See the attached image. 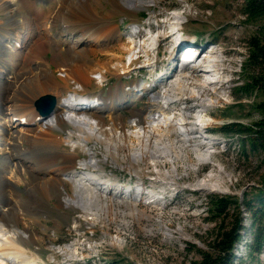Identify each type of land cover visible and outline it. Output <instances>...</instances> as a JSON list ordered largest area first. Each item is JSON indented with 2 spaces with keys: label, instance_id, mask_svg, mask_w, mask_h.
<instances>
[{
  "label": "rangeland",
  "instance_id": "374dc122",
  "mask_svg": "<svg viewBox=\"0 0 264 264\" xmlns=\"http://www.w3.org/2000/svg\"><path fill=\"white\" fill-rule=\"evenodd\" d=\"M7 1L12 3L14 12L11 16L7 11L0 13V36L13 38L19 31V35H23L24 32L22 34L17 26L12 25V21L22 18L31 20L29 35L26 40H22V46L12 48L8 41L7 46L5 45L8 49H3L0 54V64L2 60L8 62L9 80L14 81L13 76L26 68L23 62L25 48L30 47L35 40H46L48 37L53 38L54 41L56 38L64 40L62 30L74 24L57 21L47 32L48 29L45 26L47 16L50 13L54 14L64 0H36L33 7L29 4V0ZM115 1L120 2V0H88V3L97 17L106 18L117 26L112 45H117L114 49L116 52L119 48H125L122 64L131 65L129 73L123 74L126 72H123L125 70L121 68L122 64L113 61L108 64L111 71L106 73L104 83H101L98 74H91L92 83L89 86L81 88L68 80L67 83H61L66 92L58 87L50 91L51 93L48 92V95L51 94L63 104L75 94L84 96L82 98H87L90 102L93 97L99 95L108 99H118L116 103L120 104L122 108L120 112L127 121L124 122V130L131 134L136 129L128 122L132 116L129 109L149 111L147 108L151 97L157 93H164L166 87L177 80V75L196 72L195 69L189 68L183 72H177L174 69L173 49L177 50V48L170 45L172 38L166 37L170 30L179 28L181 24L185 34L184 39L197 35L198 37L193 39H197L199 48L204 49L209 46L210 50L215 49L222 59L221 71L227 76V81L230 78L233 79L224 84L207 87L208 91L201 101L188 95L191 98L188 97L189 99L183 103L175 105L178 109L172 105V109L170 107L167 112L172 117L182 114L190 117V121L184 123L192 132L193 145L197 142L201 151H212L213 155L207 160L190 150V160L180 159L176 163L178 171L172 174L174 166L171 161L163 164L160 172L152 160L134 164L126 158V152L123 151L120 157H114V155L105 157V145L90 141L88 149L91 155L87 156L80 152L79 158L75 160L76 165L80 161L88 162L95 157V161L98 163L100 161L101 168L105 170L106 179L140 186L148 193L142 198L133 194L118 196L111 205L109 213L104 215L106 218L100 219L88 216L74 208L61 207L54 192L45 196L46 199H44L45 197L38 189L30 191L29 188L32 185H28L31 182L28 175H24L26 181L18 182V186L7 176L8 180L15 182L20 197L24 198L30 192L33 196L35 195L33 206L29 207L28 212L21 211L19 216V227L24 232L23 246L25 245L24 248L29 255L40 256L45 261L44 264H192L200 260V252L210 250V243L220 222L212 219L213 198L224 196L238 198L237 204H234L235 206H232L230 210L232 218H235L237 213L243 218L242 221L247 230V232L245 230V236L248 231L250 234L256 231L257 222L254 220V214L246 210L245 201H253L258 193L257 189L264 186V153L243 155L241 138L226 136L219 129L233 122L249 126L261 118L254 107L262 100L260 94L255 92L248 97H241L237 88L243 84L249 70L247 41L259 32L264 36V18L250 19L244 11L246 0H152L153 2L145 7L134 12L126 10L125 13L114 9ZM34 12L40 14V19L37 20ZM135 26L140 28L143 26L145 31L136 37L128 36L129 30ZM73 39H76V36ZM157 46L159 47L154 49ZM48 48L49 52L42 55L50 64L48 68L54 71L57 79L64 78V74L56 69L52 61L54 56L58 59L64 57L65 53L58 55L55 47ZM147 51L150 52L148 57L145 54ZM138 52L141 53L142 58L129 64ZM110 54L96 53L90 55V59L93 63H106ZM42 56L39 57L42 58ZM147 59L149 63H154L153 68H157L160 74L158 75L160 78L157 76L155 81L161 82L159 79L168 80L170 76H174L170 83L153 85L149 91L145 89L151 84L149 76L152 74L143 68ZM116 68L119 69L118 72L115 71ZM196 75L202 83L208 77L200 72ZM138 88L142 92L137 97V92L140 91ZM135 89L138 90L134 92ZM118 92L121 93L118 94ZM131 94L136 97H131ZM4 111L7 113V108H4ZM203 115L206 116L203 117ZM200 118L204 119V122H200ZM2 122L6 123V120L2 118ZM26 123L23 124L26 126ZM175 124L178 123H174V131L170 134L171 139L179 141L186 139L184 132L179 130L181 127ZM201 124L206 126L207 133L213 134L210 135L212 139L208 143L200 138ZM70 131L71 126L66 123L61 129L55 128L50 132L60 143L61 151L70 150L65 141ZM215 137L220 138L216 140L217 144L213 143ZM131 143H134L136 147L138 145L134 137ZM44 146L32 149L27 142L20 143L22 150L32 149L36 156L50 153V147L47 151L48 149L46 150ZM12 147L13 144L6 136L0 138V170L4 175L13 164V154L16 151H13ZM59 159L58 161L61 162L62 158ZM93 171L96 170L93 169ZM94 173L100 175L98 171ZM172 175L174 181L171 180ZM211 177L214 179L212 180ZM205 180L208 184L207 189L198 190ZM169 182H173L177 188ZM176 192L181 194L175 195ZM120 198H123L125 202H119ZM12 199H10L11 202L17 206L16 201ZM63 246L73 248L75 255L63 257L58 252L56 254V248ZM239 255L242 257L238 258L237 264H264V256L251 253V249L247 254L241 252Z\"/></svg>",
  "mask_w": 264,
  "mask_h": 264
},
{
  "label": "bare ground",
  "instance_id": "6f19581e",
  "mask_svg": "<svg viewBox=\"0 0 264 264\" xmlns=\"http://www.w3.org/2000/svg\"><path fill=\"white\" fill-rule=\"evenodd\" d=\"M152 2V0H120V2L115 1L113 7L120 13H125L126 10L134 12V10L145 7V5ZM35 3L36 1L29 0L31 6L35 5ZM90 3L92 2L90 1ZM90 3H88V0H64L54 14L50 13L48 16L46 15V23L43 22L48 29H46L47 32L50 26L57 21L64 22V24H74L75 26L65 27L61 23L65 27L62 30L64 40L56 38V41H54L52 40L53 38L48 37L46 40H35L30 47L25 48L23 62L26 64V68L21 70L16 76H13L14 81L9 80L8 62L2 60L0 64V138H5L6 136L13 144L11 149L16 151L13 154L12 167L7 171L6 175L0 170V264L45 263L40 256L29 255L28 251L24 248L25 245L23 246L24 232L19 227L20 212H28L29 207L33 206L35 202V195L33 196L31 192L24 198L20 197L19 191L14 184L16 182L18 186V182H25L24 175H28V178L32 182L28 183L29 186L32 185L29 188L30 191L38 189L43 197H47L51 192H54L61 207L77 209L93 218H106L104 215L109 213L111 205L118 197V195L114 194L117 193V189L113 192L114 187H119V189L121 188L120 190L125 187L120 182L106 179L104 175L105 170L101 168L100 161L99 163L95 161V157H92L91 161L87 162V160H83L76 165L75 160L79 158L80 152L87 156L91 155V151L88 149L90 141H97L105 145V157H110L111 155L120 157V153L123 151L126 152V158L131 163L137 164L150 159L160 172L161 166L171 161L174 166L171 171L172 174L178 171L176 163L180 159L184 161L185 159L190 160V150L195 151L200 158L207 160L213 155L212 151H201L197 142L193 145L194 138L191 137L192 132L184 123L188 122V120L190 121V117H187L185 114L172 117L167 113L170 107L172 109V105L178 109L175 106L176 103H183L189 99L188 97L191 98L193 96L200 101L204 98V94L208 91L207 87L213 84L209 83V77L205 73L202 74L207 75V78L202 83L196 75L197 71L177 75V80L171 82L166 87L164 93H157L151 97L147 108L149 111L146 112L145 110L135 108L129 109L132 116L128 119V122L136 129L131 134H128L124 130V122L127 121L120 112V104L116 105L114 103L111 104V107H107L108 105L105 104V106L98 107L90 105L91 103L87 98L74 97L73 101L68 102V104H71L70 107L58 102L57 99L53 113L46 120L40 118L34 107L35 102L58 87L63 88V92H66L61 83L64 84L68 80H71L75 85L83 88L92 83L91 74H98L101 83H104L106 73L111 71L108 64L113 61L122 64V54L126 52L125 48H119L118 52H116L114 49L117 45H112L117 26L106 18L97 17L92 11ZM6 11L9 16L12 15L14 12L12 3L7 0H0V13ZM31 14L33 15V13ZM35 15L38 20L40 14ZM12 25L17 26V29L21 30L22 34L24 32V34L19 35V31L18 34L15 33L16 35L13 38H8L4 35L0 36V54L3 49L7 48L6 44L8 41L12 48L22 46V40H26L29 35L28 31L31 20L22 18L21 20L12 21ZM74 36H76V39H73ZM170 37H172V34L167 35L166 38L170 39ZM170 45H174V48H177V50L175 49L176 51L173 49V52L179 57L182 54L183 46L176 45L173 40L170 42ZM49 46L55 47L58 55H61L62 52L65 53L64 57L58 59L54 56L52 61L56 69L64 74V78L57 79L54 71L48 68L50 64L47 59H44L42 56L47 51L49 52ZM209 48V46H206L204 49L199 48L201 50L200 60L204 61L207 57L211 58L215 55ZM104 52L111 53L108 55L110 58L106 63H93L90 59V55ZM148 53L150 52L147 51L145 53L147 57L149 56ZM205 54L208 55L205 57ZM39 56H42V58ZM173 59L175 63V58L173 57ZM133 62L134 60L130 61L129 64ZM130 66L122 64L121 68L125 70L123 72H126L123 74L129 73ZM117 68L116 72L119 70ZM175 70L178 72L177 68ZM173 77L170 76L162 85L170 83ZM145 89L147 90V88ZM130 96L136 97L132 96V94ZM94 100H91V102ZM97 100L105 102L108 99L98 97ZM117 100L115 99V101ZM79 102L80 105L77 104ZM4 108H7V113L4 111ZM73 108L80 110L74 111ZM84 108L90 110H84ZM205 116L203 115V117ZM2 118L6 120V123L2 122ZM22 121L27 122V125L25 126ZM201 121L204 122V119L200 118ZM175 122L178 123L175 125L181 127L179 130H182L187 136L186 139H181L180 141L171 139L170 134L174 131L173 126ZM66 123L71 126V131L65 138L70 150L61 151L60 143L50 132L55 128L61 129L62 125ZM133 137L138 142L137 147L133 145L134 143H131ZM24 141L32 149L46 145L48 147H44L48 149H46L47 151L51 149L50 153L48 155L36 156L32 149L22 150L20 143ZM59 158H62L61 162L58 161ZM93 169L101 175H96ZM7 176L15 182L8 180ZM171 180H175L173 179V175ZM207 185L205 180L203 184H200L198 190H206ZM139 190L140 186L132 189L133 192H130V194H140L141 191ZM11 198H13V201H16L17 206L11 202ZM120 199L119 202H125L123 198ZM57 252L63 257L75 255V250L70 246L57 247L56 254Z\"/></svg>",
  "mask_w": 264,
  "mask_h": 264
},
{
  "label": "trees",
  "instance_id": "16d2710c",
  "mask_svg": "<svg viewBox=\"0 0 264 264\" xmlns=\"http://www.w3.org/2000/svg\"><path fill=\"white\" fill-rule=\"evenodd\" d=\"M245 14L253 20L264 18V0H246ZM249 70L245 81L237 90L241 97L259 93L262 100L254 107L261 118L249 126L233 122L223 125L219 131L229 137H240L243 145V155L250 153H264V36L261 32L247 41ZM249 151V152H248ZM264 163V160H263ZM258 193L253 201L244 200L246 210L254 214L257 222L254 234L253 249L260 252L264 247V186L257 189ZM212 200V219L220 221L209 251L200 252L201 258L192 264H234V248L240 239L243 229L242 218L235 214L232 218L230 210L237 204L238 198L233 196L215 197ZM257 208H254L256 207ZM241 215V214H240ZM231 219V220H230ZM230 220V221H228Z\"/></svg>",
  "mask_w": 264,
  "mask_h": 264
},
{
  "label": "built area",
  "instance_id": "2783aa9c",
  "mask_svg": "<svg viewBox=\"0 0 264 264\" xmlns=\"http://www.w3.org/2000/svg\"><path fill=\"white\" fill-rule=\"evenodd\" d=\"M206 137H201L200 138L203 140V141H206L208 143V141H210L212 139V137H210V135L212 136L213 134H209V133H206L205 134ZM234 138V137H233ZM213 140H215V142H213L214 144H217L218 140H220V138H214ZM217 140V141H216ZM212 143V144H213ZM171 184V183H170ZM172 185V184H171ZM174 188H177V186L175 184L172 185ZM141 191V195L139 194L138 197H143L145 195H148V193H146L142 187H140V190ZM143 191V192H142ZM181 194V193H180ZM179 192H176L175 195H180ZM160 199H164L163 197H160ZM243 219V218H242ZM242 226H243V229L240 231V239L238 240V242L235 244V248H234V264H237V261H238V258L242 257L240 256L239 254L241 252H244V254H247L248 251H250L251 249V253H256L257 255H260V256H264V247L263 249L260 251V252H256L254 249H253V246H254V234L251 233L250 234V231H248V233L246 234V236L244 235L245 233V230H246V226H244V222L242 221ZM247 232V230H246ZM244 235V236H243ZM245 237V238H244ZM242 240L244 242H242ZM252 243V244H251Z\"/></svg>",
  "mask_w": 264,
  "mask_h": 264
},
{
  "label": "water",
  "instance_id": "95a60500",
  "mask_svg": "<svg viewBox=\"0 0 264 264\" xmlns=\"http://www.w3.org/2000/svg\"><path fill=\"white\" fill-rule=\"evenodd\" d=\"M55 106L56 97L52 95L42 96L35 104L36 111L44 118H48L53 113Z\"/></svg>",
  "mask_w": 264,
  "mask_h": 264
}]
</instances>
